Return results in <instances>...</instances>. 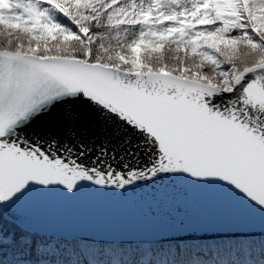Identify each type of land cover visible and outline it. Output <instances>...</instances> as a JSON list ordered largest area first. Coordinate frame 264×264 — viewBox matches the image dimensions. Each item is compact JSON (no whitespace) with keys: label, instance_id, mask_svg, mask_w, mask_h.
I'll list each match as a JSON object with an SVG mask.
<instances>
[{"label":"snow or ice","instance_id":"6c2138e0","mask_svg":"<svg viewBox=\"0 0 264 264\" xmlns=\"http://www.w3.org/2000/svg\"><path fill=\"white\" fill-rule=\"evenodd\" d=\"M173 177L219 187L261 214L259 230L98 257L264 264V0H0V264H106L3 214L28 192ZM165 243L174 258L157 260Z\"/></svg>","mask_w":264,"mask_h":264},{"label":"water","instance_id":"95a60500","mask_svg":"<svg viewBox=\"0 0 264 264\" xmlns=\"http://www.w3.org/2000/svg\"><path fill=\"white\" fill-rule=\"evenodd\" d=\"M3 214L28 231L107 244H156L214 230H259L262 223L260 213L219 187L178 177L124 194L88 187L73 196L33 190L6 206Z\"/></svg>","mask_w":264,"mask_h":264},{"label":"trees","instance_id":"16d2710c","mask_svg":"<svg viewBox=\"0 0 264 264\" xmlns=\"http://www.w3.org/2000/svg\"><path fill=\"white\" fill-rule=\"evenodd\" d=\"M26 232H27V231H26ZM27 233H29V234H34V235H36V236H38V237H43V236H40V235L35 234V233H30V232H27ZM69 242H72V243L78 245V246L83 250L85 256H86L88 259L93 260V259L98 258V257H97V254H96V252H94V250H85V249H83V248H82V245H80L78 241L73 240V241H69ZM216 243H219V242H214V244H216ZM197 244H200V243H197ZM203 244H204V243H203ZM205 244H210V243H205ZM160 247H161V246H158L156 249H159ZM163 247H164V246H163ZM144 248H147V247H144V246H143V247H141L140 249H144ZM148 248H149V247H148ZM160 255H161L164 259H166V260H168V258H169V259L174 258L173 253H169V252H164L163 255H162V253H160ZM108 260H110V258H108Z\"/></svg>","mask_w":264,"mask_h":264},{"label":"bare ground","instance_id":"6f19581e","mask_svg":"<svg viewBox=\"0 0 264 264\" xmlns=\"http://www.w3.org/2000/svg\"><path fill=\"white\" fill-rule=\"evenodd\" d=\"M79 244L82 246H89L90 245V244L85 243L84 241H80ZM107 246L108 245H104V247H107Z\"/></svg>","mask_w":264,"mask_h":264},{"label":"rangeland","instance_id":"374dc122","mask_svg":"<svg viewBox=\"0 0 264 264\" xmlns=\"http://www.w3.org/2000/svg\"><path fill=\"white\" fill-rule=\"evenodd\" d=\"M107 249H110V248H107ZM106 264H107V262H106Z\"/></svg>","mask_w":264,"mask_h":264}]
</instances>
